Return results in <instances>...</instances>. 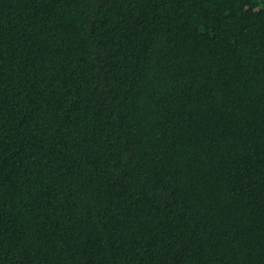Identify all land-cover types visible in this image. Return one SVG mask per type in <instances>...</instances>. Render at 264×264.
Masks as SVG:
<instances>
[{"label": "trees", "instance_id": "obj_1", "mask_svg": "<svg viewBox=\"0 0 264 264\" xmlns=\"http://www.w3.org/2000/svg\"><path fill=\"white\" fill-rule=\"evenodd\" d=\"M0 264H264V0H0Z\"/></svg>", "mask_w": 264, "mask_h": 264}]
</instances>
